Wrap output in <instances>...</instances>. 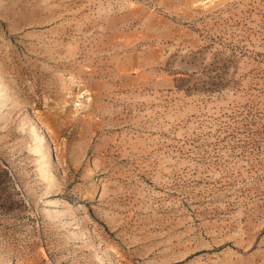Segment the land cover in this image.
Masks as SVG:
<instances>
[{
    "label": "rangeland",
    "instance_id": "obj_1",
    "mask_svg": "<svg viewBox=\"0 0 264 264\" xmlns=\"http://www.w3.org/2000/svg\"><path fill=\"white\" fill-rule=\"evenodd\" d=\"M0 264H264V0H0Z\"/></svg>",
    "mask_w": 264,
    "mask_h": 264
}]
</instances>
